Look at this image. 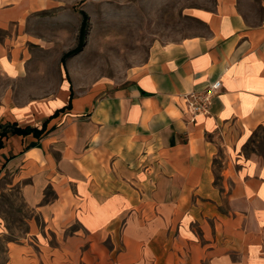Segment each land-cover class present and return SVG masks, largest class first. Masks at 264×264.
Listing matches in <instances>:
<instances>
[{"label": "crops", "instance_id": "1", "mask_svg": "<svg viewBox=\"0 0 264 264\" xmlns=\"http://www.w3.org/2000/svg\"><path fill=\"white\" fill-rule=\"evenodd\" d=\"M36 0H0V191L17 189V264H264V0L192 16L203 26L149 43L120 75L42 81L28 30ZM44 77V76H43ZM220 79L189 121L182 95ZM4 181L5 187H2ZM12 245V246H11Z\"/></svg>", "mask_w": 264, "mask_h": 264}, {"label": "rangeland", "instance_id": "2", "mask_svg": "<svg viewBox=\"0 0 264 264\" xmlns=\"http://www.w3.org/2000/svg\"><path fill=\"white\" fill-rule=\"evenodd\" d=\"M213 1L36 0L42 7L30 15L28 30L38 37L30 44L40 49L41 65L49 67L42 81L58 83L66 77L90 82L120 75L127 65L142 59L153 40L174 41L202 32L204 26L192 12L211 7ZM261 1L238 0L239 9L256 21ZM251 152L264 162V126L253 132L246 148ZM21 213L17 189L0 191V264H17L9 246L27 236Z\"/></svg>", "mask_w": 264, "mask_h": 264}, {"label": "built area", "instance_id": "3", "mask_svg": "<svg viewBox=\"0 0 264 264\" xmlns=\"http://www.w3.org/2000/svg\"><path fill=\"white\" fill-rule=\"evenodd\" d=\"M221 86V80L210 82L200 91H190L182 95L184 112L188 114L189 121L193 122L198 115H206L210 112V106L217 90Z\"/></svg>", "mask_w": 264, "mask_h": 264}, {"label": "trees", "instance_id": "4", "mask_svg": "<svg viewBox=\"0 0 264 264\" xmlns=\"http://www.w3.org/2000/svg\"><path fill=\"white\" fill-rule=\"evenodd\" d=\"M42 130H37L34 127L31 126H25L21 127L17 125V123H6V124H0V147L3 144L2 138L7 134V133H17V134H24L28 132H33L34 134H39Z\"/></svg>", "mask_w": 264, "mask_h": 264}]
</instances>
